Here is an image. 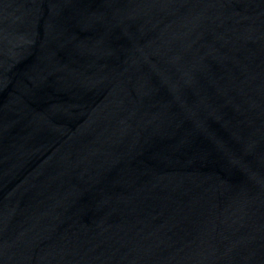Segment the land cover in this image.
I'll use <instances>...</instances> for the list:
<instances>
[{
    "label": "water",
    "instance_id": "water-1",
    "mask_svg": "<svg viewBox=\"0 0 264 264\" xmlns=\"http://www.w3.org/2000/svg\"><path fill=\"white\" fill-rule=\"evenodd\" d=\"M0 264H264V0H0Z\"/></svg>",
    "mask_w": 264,
    "mask_h": 264
}]
</instances>
